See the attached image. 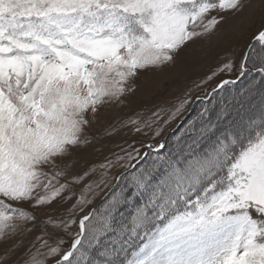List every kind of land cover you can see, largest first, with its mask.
<instances>
[{
	"label": "snow or ice",
	"instance_id": "1",
	"mask_svg": "<svg viewBox=\"0 0 264 264\" xmlns=\"http://www.w3.org/2000/svg\"><path fill=\"white\" fill-rule=\"evenodd\" d=\"M0 264H264V0H0Z\"/></svg>",
	"mask_w": 264,
	"mask_h": 264
},
{
	"label": "rangeland",
	"instance_id": "2",
	"mask_svg": "<svg viewBox=\"0 0 264 264\" xmlns=\"http://www.w3.org/2000/svg\"><path fill=\"white\" fill-rule=\"evenodd\" d=\"M252 31L253 30H250L246 35L245 37L243 38V40H241L239 42L238 45H234L231 50H229L228 52H225L223 49H218V51L220 52L221 54V57L225 54L227 55H232L233 56V59H238L239 58V55H240V51L241 49H243L244 47V44L248 41H252L253 43H255V37L252 36ZM234 54V55H233ZM215 63V57H212L210 59H208L206 62L202 63L201 65H199L192 73H190V76H189V80L188 81H185L186 84H189V86H191V81L192 80H195L197 78H199L200 76H202L205 72L208 71V69ZM176 125L173 124L169 129H167L165 131V133L163 134L162 137L159 138V140H164V139H168L171 134H172V131L173 129H175ZM93 131H96L95 129ZM132 137L130 134H126V133H121V135L119 136H116L114 137V139L112 140H104L102 141L103 144H105L107 147H105L103 149V153L104 154H107V148L108 147H112L114 150H117L114 146L116 144H119V143H122L124 140H131ZM137 139H140V137H137ZM158 142V141H157ZM155 143V142H154ZM99 147V146H98ZM91 159H95L97 161H99L100 159H102V155L97 152V153H94L92 156H91ZM102 197H97V202L101 199Z\"/></svg>",
	"mask_w": 264,
	"mask_h": 264
},
{
	"label": "trees",
	"instance_id": "3",
	"mask_svg": "<svg viewBox=\"0 0 264 264\" xmlns=\"http://www.w3.org/2000/svg\"><path fill=\"white\" fill-rule=\"evenodd\" d=\"M256 42V41H255Z\"/></svg>",
	"mask_w": 264,
	"mask_h": 264
}]
</instances>
